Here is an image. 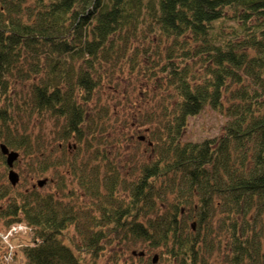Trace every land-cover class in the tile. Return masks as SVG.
<instances>
[{"label":"trees","instance_id":"obj_1","mask_svg":"<svg viewBox=\"0 0 264 264\" xmlns=\"http://www.w3.org/2000/svg\"><path fill=\"white\" fill-rule=\"evenodd\" d=\"M124 71L162 91L138 121L150 157L126 176L99 97ZM207 106L222 134L184 142ZM0 144L29 159L24 178L65 168L47 193L0 171V218L35 227L24 264H94L115 242L162 264H264V0H0Z\"/></svg>","mask_w":264,"mask_h":264},{"label":"rangeland","instance_id":"obj_2","mask_svg":"<svg viewBox=\"0 0 264 264\" xmlns=\"http://www.w3.org/2000/svg\"><path fill=\"white\" fill-rule=\"evenodd\" d=\"M121 75V76H119ZM143 71L138 75H131L127 78V71L123 73H114L110 78V84L105 83L100 88V98L105 105H110L114 108L115 115L112 114L109 122L110 127L105 133L106 142H112L108 145L110 150L109 157L115 160L116 166L121 169V174L126 176L129 170L136 169L147 160L150 155L148 154V141H139V135H146L144 132L147 125H140L139 119L141 118L142 112L145 109H155L157 107L158 97L162 94V91L156 89L154 91L150 81L146 80ZM119 79L118 82V78ZM138 81H141L139 86ZM136 87V88H135ZM29 88V82L25 84H17L16 91L19 93L26 91ZM140 94L138 98L136 93ZM94 110V109H93ZM227 121L226 115L223 112L216 110L210 106H207L198 115L190 117L188 124L185 128V132L182 140L184 142L190 141H203L206 138H213L220 136L223 132V126ZM40 128H43L45 134V140L48 143L46 150L54 151L53 156L60 154L59 151L55 150L56 141L53 140V133L56 129L53 120H47ZM39 127L36 128V130ZM73 143H70L72 146ZM71 156L76 150L75 147L69 149ZM25 156H21L19 168L21 167L22 181L18 186L19 190H25L31 187V184H35L40 179L48 178L49 181L42 187H37L42 193H47L56 190L59 177L57 174L64 173L65 168L60 166L57 169H50L48 172L42 175H30L28 178H24L26 173L25 164L27 162ZM1 162V160H0ZM14 170H18L14 167ZM0 171H4L0 165ZM30 175V176H29ZM7 177V172H6ZM67 177V176H66ZM135 178L133 175L130 179ZM71 177H67L68 188L78 189L76 184H70ZM0 178V184H1ZM80 190V189H79ZM79 190H77L79 192ZM123 195V194H122ZM68 233L73 235L74 228H70ZM29 238V237H28ZM160 248H147L146 244L138 242L132 245H126V243H116L108 245L103 250L102 254L96 258L94 264H151L152 256L155 252H158ZM136 251L140 253L144 251L143 256L133 255L132 252ZM20 256V252L19 255ZM91 260L88 257V260ZM93 262V261H92ZM213 264H221L220 258L214 256L212 258ZM157 264H162L158 262Z\"/></svg>","mask_w":264,"mask_h":264},{"label":"built area","instance_id":"obj_3","mask_svg":"<svg viewBox=\"0 0 264 264\" xmlns=\"http://www.w3.org/2000/svg\"><path fill=\"white\" fill-rule=\"evenodd\" d=\"M33 232L32 227L22 223L0 228V264H13L18 249L24 245L23 239Z\"/></svg>","mask_w":264,"mask_h":264},{"label":"water","instance_id":"obj_4","mask_svg":"<svg viewBox=\"0 0 264 264\" xmlns=\"http://www.w3.org/2000/svg\"><path fill=\"white\" fill-rule=\"evenodd\" d=\"M143 139V137H142ZM0 150L3 155L6 156V162L8 167L10 168L8 172V179L12 185H16L19 181V174L13 169L14 162L18 159L19 153L15 150H10L5 144H0ZM47 182V179L38 180L37 185L43 186ZM133 255L143 256L144 251L137 253L136 251L132 252ZM159 256L155 254L152 258V263H157Z\"/></svg>","mask_w":264,"mask_h":264},{"label":"flooded vegetation","instance_id":"obj_5","mask_svg":"<svg viewBox=\"0 0 264 264\" xmlns=\"http://www.w3.org/2000/svg\"><path fill=\"white\" fill-rule=\"evenodd\" d=\"M0 165L2 166V168H3V170H4V171L1 172L2 174H4V182H8V179L6 178V172H8V167L6 166L5 159L2 160V161L0 162ZM14 167H15L19 172H21L20 169H19V162H16V163L14 164ZM19 174H20V173H19ZM20 179H22L21 174H20ZM31 185H32V184H31Z\"/></svg>","mask_w":264,"mask_h":264}]
</instances>
